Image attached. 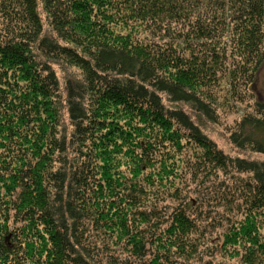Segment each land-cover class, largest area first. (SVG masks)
Segmentation results:
<instances>
[{
	"label": "trees",
	"instance_id": "16d2710c",
	"mask_svg": "<svg viewBox=\"0 0 264 264\" xmlns=\"http://www.w3.org/2000/svg\"><path fill=\"white\" fill-rule=\"evenodd\" d=\"M263 63L264 0H0V264H264V162L180 106L264 154Z\"/></svg>",
	"mask_w": 264,
	"mask_h": 264
},
{
	"label": "rangeland",
	"instance_id": "374dc122",
	"mask_svg": "<svg viewBox=\"0 0 264 264\" xmlns=\"http://www.w3.org/2000/svg\"><path fill=\"white\" fill-rule=\"evenodd\" d=\"M40 9L42 10V5H40ZM58 68L57 72L59 74L60 77V82L61 85H65V82H67V79L70 78V75H75L77 76V73L79 72L77 69H70L69 72H64L62 70H60V67H56ZM254 93H255V97L261 101H264V63L260 69V72L258 73V77H257V81L254 85ZM163 102L165 104V106H170L171 102L168 100V98L164 97L163 98ZM247 104H250L249 102H247ZM180 106H182L185 110H187L191 116L194 118L195 122H198L200 124V127L203 129V131L209 136L211 137L220 148H222L224 150V152L226 154H229L233 157H243V158H247L250 160H258L261 162H264V154L261 153H254L251 151H247V150H241L236 148L229 139V133H228V129L231 125L234 124V120L237 118V115L234 113H225V115H222L221 118V123H212L207 121L206 119L199 117L196 113H194L187 105L185 104H180ZM206 120V121H205ZM238 177L241 178H245L244 176H239L238 174L234 173V175L232 176V174H227V172L222 171L219 172V175L217 177H214L213 179H211L209 182H207V184L211 185V186H216V185H220V182H226L227 186H231L234 183V178L235 179ZM234 180V181H233ZM218 190V189H217ZM228 204H231L228 203ZM232 205V204H231ZM220 208V206H219ZM222 209V208H220ZM229 211L226 210V208L224 209V213L226 217H233L234 215L229 214ZM199 222H203L202 220H200ZM227 224V223H226ZM203 229L206 232V238L208 239V241H210L211 239H213L212 243H211V250H213L212 253H214V255L210 256L212 253H210L211 250H207L205 252V254H203V258L202 260H199L198 258H195L193 260H191V264H195V263H206L208 261H221V262H225L226 261V257L222 256L220 252H218V249H215L214 243L216 242V240L219 238L220 234L222 233V230L220 228L211 226V224H206L203 225ZM91 241L95 242V239H92ZM215 252H217V256L215 255Z\"/></svg>",
	"mask_w": 264,
	"mask_h": 264
}]
</instances>
